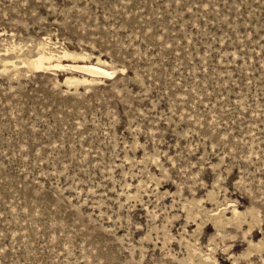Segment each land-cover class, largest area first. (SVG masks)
I'll return each mask as SVG.
<instances>
[{
	"label": "rangeland",
	"instance_id": "374dc122",
	"mask_svg": "<svg viewBox=\"0 0 264 264\" xmlns=\"http://www.w3.org/2000/svg\"><path fill=\"white\" fill-rule=\"evenodd\" d=\"M0 264H264V0H0Z\"/></svg>",
	"mask_w": 264,
	"mask_h": 264
},
{
	"label": "bare ground",
	"instance_id": "6f19581e",
	"mask_svg": "<svg viewBox=\"0 0 264 264\" xmlns=\"http://www.w3.org/2000/svg\"><path fill=\"white\" fill-rule=\"evenodd\" d=\"M68 54V53H66ZM31 64L36 70H43L51 67H68L78 72H84L90 75H111L112 73L103 68L99 63H79V64H67L60 63V57L54 54L52 51H46L45 49L38 53L37 57L31 61Z\"/></svg>",
	"mask_w": 264,
	"mask_h": 264
}]
</instances>
